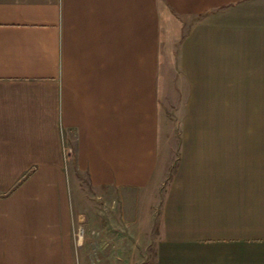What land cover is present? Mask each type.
<instances>
[{
  "label": "crops",
  "instance_id": "crops-1",
  "mask_svg": "<svg viewBox=\"0 0 264 264\" xmlns=\"http://www.w3.org/2000/svg\"><path fill=\"white\" fill-rule=\"evenodd\" d=\"M163 94L180 160L141 264H264V0H0V264H74L75 171L139 197Z\"/></svg>",
  "mask_w": 264,
  "mask_h": 264
},
{
  "label": "rangeland",
  "instance_id": "rangeland-1",
  "mask_svg": "<svg viewBox=\"0 0 264 264\" xmlns=\"http://www.w3.org/2000/svg\"><path fill=\"white\" fill-rule=\"evenodd\" d=\"M169 24L168 30L163 28L159 44L162 81L179 39L173 35L175 26ZM164 96L159 95L157 167L137 199L120 201L112 190L94 188L83 173L74 172L82 191V206L75 212L71 231L74 264H141L151 259L159 232L161 196L180 160L177 118L174 109L165 105Z\"/></svg>",
  "mask_w": 264,
  "mask_h": 264
}]
</instances>
